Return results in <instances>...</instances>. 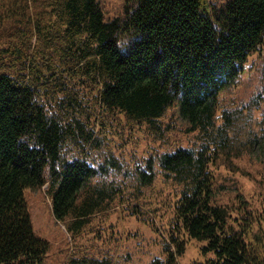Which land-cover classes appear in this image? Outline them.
I'll return each instance as SVG.
<instances>
[{"label": "trees", "instance_id": "trees-1", "mask_svg": "<svg viewBox=\"0 0 264 264\" xmlns=\"http://www.w3.org/2000/svg\"><path fill=\"white\" fill-rule=\"evenodd\" d=\"M250 55L264 56V0H125L112 19L98 0H0V264L43 263L24 197L43 185L68 233L101 219L110 244L67 264L130 262L137 222L160 233L166 254L151 264H178L192 242L198 264H264V197L232 168L243 151L264 157V132L233 146L238 114L224 104ZM175 118L188 139L170 146ZM127 129L161 149L130 163Z\"/></svg>", "mask_w": 264, "mask_h": 264}, {"label": "rangeland", "instance_id": "rangeland-1", "mask_svg": "<svg viewBox=\"0 0 264 264\" xmlns=\"http://www.w3.org/2000/svg\"><path fill=\"white\" fill-rule=\"evenodd\" d=\"M98 2L105 19H112L113 17L123 15L125 0H98ZM129 41L120 40V48L126 50ZM263 59L264 56L255 58L254 55H250L248 63L252 62V60L254 61L252 71L248 72L239 81L235 89H230L224 93L225 107L238 114L232 130V136L235 138L233 146H239L242 149L248 145L249 130L258 134L264 132ZM256 102L258 104H255ZM174 112L177 114L176 111ZM168 118L173 121L174 116L169 114ZM174 124L176 129L169 132L168 145L171 146L176 143L185 144L188 135L186 136L181 130H184L186 125L179 118H175ZM123 135L124 137H119L117 141L123 143L121 147L123 149V156L130 163L137 161L145 163L149 153L154 151L152 146L155 149H161V146L157 142L151 141L150 136L141 129L134 131L127 129ZM115 137L117 138V135ZM236 157L234 163H232V168L236 169L234 176L240 179H234L246 194L250 193V196L262 200L264 197V157H257L256 152L253 153L249 150L243 151ZM169 188L171 187L162 183L161 180L157 179L155 181V191L168 190ZM24 197L35 234L46 239L49 243L48 251L42 264H67L72 253H74L73 255L88 253L95 256L101 255L108 249L110 244L100 241L101 219L97 226H86L79 235L74 237L67 232L64 222L57 221L54 218L51 197L47 192L46 185L36 189L26 188L24 190ZM227 197H229V194L222 196L223 199ZM150 201L151 199L149 203ZM97 216L100 217V214ZM107 217L110 218L109 220H115L117 213L115 211L111 214L107 213ZM96 220L98 218L95 219V223ZM107 222H109L108 219ZM132 228L133 230L139 229L143 237L140 240L135 238L133 240H126L129 243L124 242V244H127V249L131 252L132 258L130 262H122V264H151L154 259L165 257L166 253L162 248L161 236L157 230L149 229L146 224L140 222H137ZM115 229L117 232L118 227H115ZM96 230L99 232L97 235ZM125 233H127V230ZM115 234L118 235L117 233ZM138 241L139 243L137 244ZM204 258L205 255L202 253L200 243L192 242L186 251L179 256L178 264H198Z\"/></svg>", "mask_w": 264, "mask_h": 264}]
</instances>
